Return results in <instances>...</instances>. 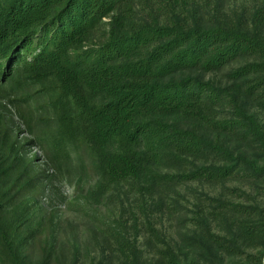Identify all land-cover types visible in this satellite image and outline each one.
<instances>
[{
    "label": "trees",
    "instance_id": "1",
    "mask_svg": "<svg viewBox=\"0 0 264 264\" xmlns=\"http://www.w3.org/2000/svg\"><path fill=\"white\" fill-rule=\"evenodd\" d=\"M140 1L0 0V94L17 76L47 83L56 165L89 158L88 204L139 197L154 259L136 220L134 235H114L120 264H264V0L240 12L193 0L165 23L146 20ZM16 148L0 143V264H32L26 249L44 231L25 200L32 165ZM193 183L249 202L191 189L204 205L170 244L146 209H187L170 191ZM52 253L45 246L39 264Z\"/></svg>",
    "mask_w": 264,
    "mask_h": 264
},
{
    "label": "rangeland",
    "instance_id": "2",
    "mask_svg": "<svg viewBox=\"0 0 264 264\" xmlns=\"http://www.w3.org/2000/svg\"><path fill=\"white\" fill-rule=\"evenodd\" d=\"M259 2L261 0H224L223 8L240 12L243 8L252 10ZM138 4L137 10L146 20L156 19L160 23L168 22L174 13L186 16V10L193 12V0H141ZM42 88L47 90L48 84L39 82L37 85L23 75L10 83L8 95L0 94V143L7 144L8 149L14 144L16 151L32 165L30 173L34 183L24 190L25 200L30 201L36 220L44 224L42 234L26 249L32 264L41 262L44 247L48 245L53 246L49 264H73L75 257L77 264H120L114 235L117 231L134 235L136 220L140 221V247L146 262L151 263L155 253L147 246L148 234L140 213L139 197L121 194L100 207L88 204L86 197L97 183L89 158L82 153L87 163L83 169L73 160H64L62 167L54 162L46 146L56 133V122L49 97H45L47 94ZM82 177V181H77ZM228 187L242 189L250 198H257L256 190L246 184L236 182ZM191 189L238 203L249 202L239 193L196 183L171 190L170 194L187 209L173 210L164 206L159 210L151 205L146 209L151 225L170 244H180V236L194 227V205H204L198 201L202 197Z\"/></svg>",
    "mask_w": 264,
    "mask_h": 264
}]
</instances>
